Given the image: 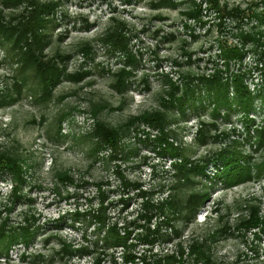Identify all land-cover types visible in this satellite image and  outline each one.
<instances>
[{
    "label": "rangeland",
    "instance_id": "1",
    "mask_svg": "<svg viewBox=\"0 0 264 264\" xmlns=\"http://www.w3.org/2000/svg\"><path fill=\"white\" fill-rule=\"evenodd\" d=\"M57 1L58 6L50 16L54 23L43 29L50 35L49 45L43 50L45 59L59 63L66 75L77 78L83 75L78 83L61 78L51 95L47 94L29 72L25 73L26 77L19 71L18 63L3 59L5 51L0 49V94H5L2 95L4 100H13L12 104L0 108V150L7 149L26 163L25 182L13 207L8 205L12 189L9 178L0 177V220L16 226L22 224L25 213L37 219L34 224L39 226L33 242L28 246L22 242L11 244L6 256L0 255V264H129L121 260L120 248L106 250L103 254L100 243H94L96 231L91 211L103 198L108 220L121 224L124 218L135 215L141 202L136 190L122 187L121 177L137 182L140 190L148 191L154 202L159 201L171 192L168 185L174 172L173 160L180 162L182 158L161 154L154 141L158 130L143 124L140 129L144 133H130L129 138L121 140L122 147L115 160H108V149H102L97 161L94 160L88 153L91 140H95L91 136L95 124L93 113L101 107L97 118L115 127L129 115L156 109L159 96L167 89V80L180 86L184 79L181 76L188 72L206 76L213 72L214 66L223 70V59L217 57L218 45L223 49L235 47L241 57L228 58L229 68L250 69L252 81L260 84L253 67L263 68L264 56L260 51L264 55V43L259 47L243 36L258 32L264 41V25H259L253 15L243 14L237 18L222 15L210 0H169L173 6L166 7L156 6V0ZM251 2L257 3V0H218L217 6L220 9L226 6L229 10L238 6L250 14L246 8ZM22 7L19 5L13 12L21 13ZM255 10L262 11L263 2L257 3ZM113 20L124 27L122 35L135 60L124 96L111 86L117 81L112 72L122 68L125 60L121 52L100 40ZM55 52L64 55L61 62L55 58ZM126 69L129 68L126 66ZM259 73L263 75L264 68ZM17 77L25 82L18 93L13 86ZM246 84L252 91V83L247 81ZM262 86L259 85V89ZM258 104L256 100L255 113L251 115L255 126L264 125V105L258 109ZM189 106V103L184 104L185 117L181 119L176 106H171L167 112L176 118L168 127L173 131L168 134V141L177 147L178 155L195 159L206 150L226 147L230 139L239 142L244 139L240 123L234 122L237 116L233 115L227 122L216 121L218 130L228 132L233 128V132L198 147L194 140L197 124L199 120L207 123L209 114ZM60 115L63 118L57 122ZM242 149L250 153L246 144ZM261 151L251 156L256 165L260 158L264 159V151L262 154ZM62 169L72 176L71 184L56 180L54 173ZM206 170L207 177L193 178L195 186L184 187L178 193L183 197L191 189L201 190L202 185H207V199L183 230L184 245L189 243L190 237H196L207 241L212 258L217 262L259 264L264 257V234H258L256 239L252 235L253 231L257 232L256 227H251L242 236L244 229L236 223L239 216L243 220L248 218L249 211L243 209L247 204L256 207L257 217L263 216L264 172L256 179L224 187L221 180L212 176L215 172L212 166ZM97 186L101 188L100 194ZM76 214L79 216L74 218ZM222 224L231 227L230 233L219 229ZM179 225L178 221L176 226ZM46 238L48 240L43 241ZM62 241L74 251L70 256L58 251ZM81 247L85 253L77 250ZM162 249L168 252L172 244L162 243L153 251L158 254ZM136 250L140 251L141 247L138 245ZM95 257L100 260L96 262Z\"/></svg>",
    "mask_w": 264,
    "mask_h": 264
},
{
    "label": "trees",
    "instance_id": "2",
    "mask_svg": "<svg viewBox=\"0 0 264 264\" xmlns=\"http://www.w3.org/2000/svg\"><path fill=\"white\" fill-rule=\"evenodd\" d=\"M210 2L222 15L227 14L236 18L243 14L247 17L253 15L258 20L259 25H264V1L257 0L258 4L263 2V10L258 13L255 10L257 3L251 2L246 8L250 14L245 13L238 6L230 10L226 6L220 9L217 6L218 0H210ZM154 3L159 7L173 6V2L169 0H156ZM19 5H23L22 8H24L21 13L13 12ZM56 6H58L57 0L51 2L40 0H0V49L5 51L2 58L10 61L14 60V62L18 63L19 71L21 73L24 72V75L29 72V76L35 78L37 85H40V88L50 95L52 93L51 90L56 87L61 78L65 81L72 80L78 83L84 77L83 75H79L78 78L72 74L66 75L59 63L45 59L46 54L43 50L46 45H49L50 35L43 29L54 23L50 20V16L54 14ZM3 10L6 12L4 13ZM123 28L121 23L113 20L110 28L105 31V34L100 39L105 45H109L121 52L125 60L122 68L112 72L113 77L117 81H113L114 83L111 86L113 88L111 89H114L120 96H124L127 86L129 87L130 82L128 83V79L132 75V69L130 68L135 61L132 52L127 46L126 39L122 35ZM243 37L247 41H254L255 45L259 47L264 43L258 32H253L252 36L244 35ZM218 47H220V53L217 57L223 59V70L214 66L212 67L213 72L206 76L203 73L188 72L181 76L184 79L180 86H176L170 79L167 80V89L159 96V106L156 109H148L135 116L129 115L128 119L118 123L115 127H111L101 118H97L101 107L96 110V113H93L95 124L91 136L95 140H91V147L88 149V153L94 160L97 161V155L102 149H108V160H115L117 153L122 147L121 140L129 138L130 133L133 135L144 133V130L140 129V125L143 124L156 131L158 130V135L154 138V141L158 145V151L161 154H166L173 158H175L174 156L182 158L180 162L173 160L171 168L174 172L168 185L171 192L159 201L154 202L148 191L140 190L137 182L126 180L123 176L121 177L122 187L126 190H136V194L141 201L137 211H135V215L129 219L124 218L121 224L108 220V216L105 213V205H103V198L97 201L96 207L92 209L90 216L95 222L93 227L96 231V241L94 243H100L99 249L103 254H105L106 250L120 248L121 260L129 264H226L223 261L217 262L212 258L213 255L206 244L207 241L190 237L189 243L184 245L185 242L181 239L183 230L187 228L193 220L194 214H196L204 200L207 199V185H202L201 187L203 188L201 190L194 191L191 189L183 197L178 194L179 190L184 187L188 188L191 186L193 188L195 186L193 178L207 177L205 172L209 166H212L215 170L212 176L216 180H221L224 187L239 185L245 181L256 179L264 172V159L260 158V162L256 165L252 161L253 158H251L253 154H257L262 149L261 154L264 151V125L255 126L254 119L251 117L255 113L254 103L256 100L259 102L258 109L261 105H264V74L259 73L264 68V63L262 64V69L257 68V66L253 67L255 75L260 80V84H257L252 81L250 69L231 70L229 68L228 58L241 57L240 52L238 53L235 47L233 49L228 47L223 49L220 45ZM260 54L264 56L261 51ZM54 56L59 62L64 58V55L59 52H55ZM126 66L129 69L125 70ZM247 81L252 83V91L248 89ZM23 83H25L24 79L14 81L13 86L17 93ZM259 85H263L262 89H259ZM2 95L5 94H0V108L3 105L12 104V99L4 100ZM164 95L165 98H162ZM185 103H189V107L192 110L201 109L209 114L207 123L199 120L197 124L199 127L195 131L194 140L198 147L208 143L209 140L214 141L218 138H225L228 132H233V128L229 129L230 131L228 132H224L218 130L216 126L217 120L220 119V121L227 122V120H231L233 115L237 116L234 122H239L242 127L240 129L243 131L242 135L245 142L243 140L239 142L230 139L226 147L206 150L204 154L195 159L178 155L177 147L168 141V134L172 131L168 127L173 122H176V118L170 117L167 112L168 108L176 106L177 111L181 115L179 119H181L185 117ZM93 107L95 108L96 105H93ZM115 109H118V107ZM61 116L58 117L57 122L62 120L60 119L63 118ZM262 119L264 123V115H262ZM244 144H246L250 153L242 149ZM24 164L26 163L23 160L20 161L19 158L11 155L9 150H0V177L9 178L12 189L9 193L10 203L8 205L11 207L19 200L21 187L23 182H25L23 177L25 173ZM54 176L59 182L65 181L68 184L73 182L72 176L65 169L55 172ZM96 188L98 189L97 193L100 194L101 188L98 186ZM121 202L126 204L123 200ZM245 208L249 211L248 218L243 220L239 216L236 225L243 227L242 236H245L251 227H256L255 230L257 232L253 231L252 235L257 239L259 238L258 234H264V214L260 218L257 217L258 210L256 207L253 208L251 204L245 205L243 209L245 210ZM5 210L8 211L9 209L5 207ZM77 216L79 214H76L74 218ZM22 220H24L22 224H17L16 226L8 224L4 219L0 220L1 256L7 255V249L11 244L22 242L28 246L29 243L33 242L35 235L38 234L39 226L34 224L37 219L23 213ZM178 221L180 225L176 226ZM221 226L219 229L230 233V226L226 224ZM47 240L48 238L43 241ZM162 243L172 244V249L168 251L169 253L164 249L159 251L158 254L153 251V248L156 249ZM138 245L141 247L140 251L136 250ZM59 247L58 251L62 255L70 256L74 252L71 246L64 241L59 242ZM77 250L85 253L82 247ZM250 250L256 253V250H253L252 247ZM95 259L96 262L100 260L97 257ZM230 264L238 263L233 262ZM259 264H264V257Z\"/></svg>",
    "mask_w": 264,
    "mask_h": 264
}]
</instances>
